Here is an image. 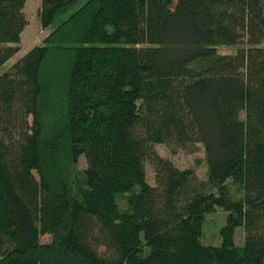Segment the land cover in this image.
Returning <instances> with one entry per match:
<instances>
[{
  "label": "trees",
  "instance_id": "trees-1",
  "mask_svg": "<svg viewBox=\"0 0 264 264\" xmlns=\"http://www.w3.org/2000/svg\"><path fill=\"white\" fill-rule=\"evenodd\" d=\"M24 1L0 0V66ZM78 1L39 0L0 72V264H263L264 0ZM196 143L201 179L153 149Z\"/></svg>",
  "mask_w": 264,
  "mask_h": 264
},
{
  "label": "rangeland",
  "instance_id": "rangeland-1",
  "mask_svg": "<svg viewBox=\"0 0 264 264\" xmlns=\"http://www.w3.org/2000/svg\"><path fill=\"white\" fill-rule=\"evenodd\" d=\"M84 0H79L75 6L82 3ZM39 8V0H25L21 8L22 14L26 20L18 42V50L4 64L0 66V72L6 69L8 65L14 62L18 57L24 54L30 47L38 44L48 28H42L38 21L37 10ZM224 51V50H222ZM153 149L158 155L168 158L176 167H194L195 174L198 178L204 177V162L203 152L200 144L196 143L191 148H169L164 144H154ZM78 169L84 167V158L79 155L76 164ZM145 180L148 183L153 182V169L148 160L144 161ZM226 212L216 208L214 211L204 215L200 227L199 242L203 245H218L220 243V228L225 222ZM46 239L45 236L41 237ZM232 241L235 245H242L243 230L241 226L234 229ZM264 264V261H263Z\"/></svg>",
  "mask_w": 264,
  "mask_h": 264
}]
</instances>
